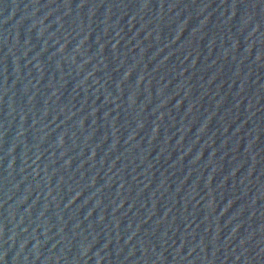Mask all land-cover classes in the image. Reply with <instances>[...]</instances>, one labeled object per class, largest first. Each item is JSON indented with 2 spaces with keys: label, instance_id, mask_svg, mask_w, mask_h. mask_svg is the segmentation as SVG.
Listing matches in <instances>:
<instances>
[{
  "label": "water",
  "instance_id": "1",
  "mask_svg": "<svg viewBox=\"0 0 264 264\" xmlns=\"http://www.w3.org/2000/svg\"><path fill=\"white\" fill-rule=\"evenodd\" d=\"M73 0H0V264Z\"/></svg>",
  "mask_w": 264,
  "mask_h": 264
}]
</instances>
